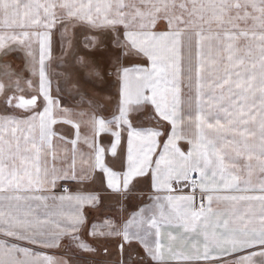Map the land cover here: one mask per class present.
<instances>
[{
  "label": "snow or ice",
  "instance_id": "6c2138e0",
  "mask_svg": "<svg viewBox=\"0 0 264 264\" xmlns=\"http://www.w3.org/2000/svg\"><path fill=\"white\" fill-rule=\"evenodd\" d=\"M0 264H264V0H0Z\"/></svg>",
  "mask_w": 264,
  "mask_h": 264
},
{
  "label": "crops",
  "instance_id": "0c3cea01",
  "mask_svg": "<svg viewBox=\"0 0 264 264\" xmlns=\"http://www.w3.org/2000/svg\"><path fill=\"white\" fill-rule=\"evenodd\" d=\"M67 102V101H66Z\"/></svg>",
  "mask_w": 264,
  "mask_h": 264
}]
</instances>
